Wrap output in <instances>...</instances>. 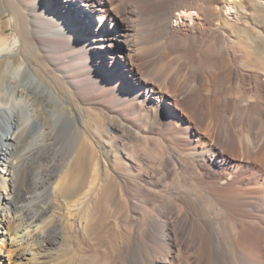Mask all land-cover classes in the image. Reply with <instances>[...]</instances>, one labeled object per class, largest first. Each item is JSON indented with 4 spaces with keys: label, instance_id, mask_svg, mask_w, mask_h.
<instances>
[{
    "label": "bare ground",
    "instance_id": "bare-ground-1",
    "mask_svg": "<svg viewBox=\"0 0 264 264\" xmlns=\"http://www.w3.org/2000/svg\"><path fill=\"white\" fill-rule=\"evenodd\" d=\"M0 264H264V0H0Z\"/></svg>",
    "mask_w": 264,
    "mask_h": 264
},
{
    "label": "rangeland",
    "instance_id": "rangeland-1",
    "mask_svg": "<svg viewBox=\"0 0 264 264\" xmlns=\"http://www.w3.org/2000/svg\"><path fill=\"white\" fill-rule=\"evenodd\" d=\"M177 16H179V18L181 19V18H185L186 20H188V18H189V15H194L195 14V12L194 11H192V10H181L180 12H177ZM51 104V106L53 105V103L51 102L50 103ZM66 107V106H65ZM68 132V133H67ZM67 132H65V133H62V134H59L57 137H56V141H55V146L53 147V150L54 151H56V154H58L59 156L61 155V157L62 158H64V159H67V158H69L71 155H72V153H73V149H75V145H74V142H75V139H74V135L72 136V131L71 130H69V131H67ZM71 133V134H70ZM35 134V135H34ZM73 134H75V133H73ZM28 136H23L22 138H20V140H18V142H16V144H15V149H18L17 150V154H20V153H22L23 151H26V150H29V149H42V148H40L39 147V144L41 143L40 141H41V135H38V133L35 131V132H32L31 134H27ZM31 135V136H30ZM37 135V136H36ZM63 135H64V137H63ZM67 135V136H66ZM38 136H40L39 138H38ZM61 136H62V138H61ZM33 137V138H32ZM34 138L36 139V140H34ZM66 138V139H65ZM57 139H59V140H57ZM62 139V140H61ZM73 139V140H72ZM40 140V141H39ZM68 140V141H67ZM72 140V141H71ZM61 141V142H60ZM66 141V142H65ZM65 142V143H64ZM59 143H60V145H59ZM67 143V144H66ZM18 145V146H17ZM21 145V146H20ZM59 145V146H58ZM64 145H65V147H64ZM69 146H71V147H69ZM18 147V148H17ZM62 147V148H61ZM65 148V149H64ZM26 149V150H25ZM58 150V151H57ZM102 150L104 151V152H107V153H112L113 152V150L112 149H110V146L109 145H105V146H103L102 147ZM21 151V152H20ZM62 151H63V153H62ZM62 153V154H61ZM52 156H54V154H52ZM43 161V162H42ZM40 162V163H39ZM45 164V162H44V160L42 159H37V160H35L34 162H33V164L31 165V168H30V170H29V175L31 176V178L33 177V180L34 181H38V180H40V181H42L43 179V177H42V175H43V172H41L42 171V166H44L43 164ZM39 164V165H38ZM41 164V165H40ZM39 168H40V170H39ZM33 169V170H32ZM19 171V167L17 168V170H16V173ZM37 171V172H36ZM35 173H36V175H35ZM34 175V176H33ZM39 175V176H38ZM40 191H42V194L44 195L45 193H46V189L45 188H40Z\"/></svg>",
    "mask_w": 264,
    "mask_h": 264
}]
</instances>
